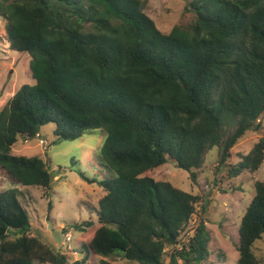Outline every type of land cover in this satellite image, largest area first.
<instances>
[{
	"label": "trees",
	"instance_id": "1",
	"mask_svg": "<svg viewBox=\"0 0 264 264\" xmlns=\"http://www.w3.org/2000/svg\"><path fill=\"white\" fill-rule=\"evenodd\" d=\"M145 7L144 0H0L11 47L30 55L34 80L0 110V170L12 183L0 191V264L70 258L28 234L30 216L15 186L53 188L49 161L11 153L19 137H36L50 122L67 140L107 133L97 159L114 176L98 182L103 194L90 210L97 218L73 226H96L82 241L80 263L115 254L140 264L208 257L203 220L178 246L201 195L146 172L172 163L196 181L211 149L220 148L224 165L237 141L257 129L264 115V0H191L194 19L168 33ZM263 162L264 136L229 172L256 171ZM263 238L264 180H257L240 222L236 264H260L254 245Z\"/></svg>",
	"mask_w": 264,
	"mask_h": 264
},
{
	"label": "rangeland",
	"instance_id": "2",
	"mask_svg": "<svg viewBox=\"0 0 264 264\" xmlns=\"http://www.w3.org/2000/svg\"><path fill=\"white\" fill-rule=\"evenodd\" d=\"M145 12L156 21L163 32H170L175 25H187L194 19L188 8L191 0H144ZM6 19L0 16V110L6 102L26 83H33L30 73V55L11 47L6 30ZM257 129H251L232 147L224 165H218L220 148L214 147L205 156L193 181L189 171L165 163L146 172L158 180L170 181L173 185L201 195L197 212L181 232L178 246L188 243L190 233L203 220L209 232L208 257L202 261L191 260V264H236L239 258L237 243L239 226L243 214L255 194V182L264 180V162L256 171L243 168L239 175H231L230 169L239 165L254 144L264 136V115L258 120ZM53 122L40 127L39 135L33 138L19 137L12 146L13 155L40 156L50 162L55 174L53 188L24 187L15 185L21 191L20 199L27 209L31 230L30 236L53 246L57 251L68 250L67 264H100L106 259L113 264H140L125 259L121 254L113 257H99L80 263L84 253L82 241L96 227L78 231L73 226L88 218L96 219L97 200L103 194L99 181L114 176L109 169L100 165L97 153L107 133L102 129L88 131L74 140H67L55 133ZM89 179H84L81 173ZM12 186L10 178L0 170V191ZM202 204L204 207H202ZM71 234L69 245L64 244L65 235ZM66 247V248H64ZM260 264H264V238L254 245ZM169 261V256H165ZM35 264H52L36 262Z\"/></svg>",
	"mask_w": 264,
	"mask_h": 264
},
{
	"label": "built area",
	"instance_id": "3",
	"mask_svg": "<svg viewBox=\"0 0 264 264\" xmlns=\"http://www.w3.org/2000/svg\"><path fill=\"white\" fill-rule=\"evenodd\" d=\"M194 232H195V229L190 233L189 239L193 236ZM71 238H72L71 234H66L64 244L69 245ZM64 248H66V247H64ZM67 251L68 250H63L62 253H66Z\"/></svg>",
	"mask_w": 264,
	"mask_h": 264
}]
</instances>
